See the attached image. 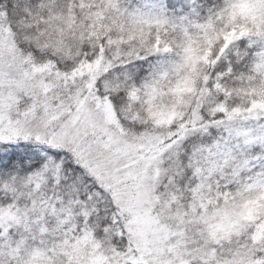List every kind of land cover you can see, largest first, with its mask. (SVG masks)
Instances as JSON below:
<instances>
[{
	"label": "snow or ice",
	"instance_id": "1",
	"mask_svg": "<svg viewBox=\"0 0 264 264\" xmlns=\"http://www.w3.org/2000/svg\"><path fill=\"white\" fill-rule=\"evenodd\" d=\"M0 264H264V0H0Z\"/></svg>",
	"mask_w": 264,
	"mask_h": 264
}]
</instances>
